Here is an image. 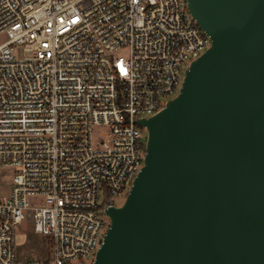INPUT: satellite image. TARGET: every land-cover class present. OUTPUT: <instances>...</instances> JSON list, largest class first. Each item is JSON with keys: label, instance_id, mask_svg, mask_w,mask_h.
Here are the masks:
<instances>
[{"label": "built area", "instance_id": "1", "mask_svg": "<svg viewBox=\"0 0 264 264\" xmlns=\"http://www.w3.org/2000/svg\"><path fill=\"white\" fill-rule=\"evenodd\" d=\"M0 35V264H91L143 164L137 121L210 39L186 0H0ZM27 214L43 259H18Z\"/></svg>", "mask_w": 264, "mask_h": 264}, {"label": "water", "instance_id": "2", "mask_svg": "<svg viewBox=\"0 0 264 264\" xmlns=\"http://www.w3.org/2000/svg\"><path fill=\"white\" fill-rule=\"evenodd\" d=\"M209 47L140 119L143 164L91 264H264V0H186Z\"/></svg>", "mask_w": 264, "mask_h": 264}, {"label": "rangeland", "instance_id": "3", "mask_svg": "<svg viewBox=\"0 0 264 264\" xmlns=\"http://www.w3.org/2000/svg\"><path fill=\"white\" fill-rule=\"evenodd\" d=\"M4 39L5 36L0 35V43ZM18 55H21L20 50L18 51ZM142 136L144 139V130L142 131ZM143 155L144 154H142V156ZM6 194L7 190L5 188H0V197ZM125 197L126 193L124 192L121 195L113 196L112 201L116 206H119L123 203ZM15 242L17 246V256L20 260L43 259L47 254V246L43 236L35 234L32 231V219L30 214H27L26 218L15 228ZM87 262H90V260Z\"/></svg>", "mask_w": 264, "mask_h": 264}]
</instances>
